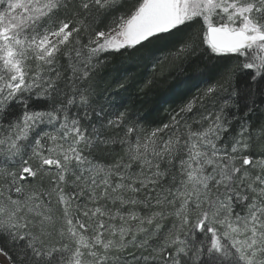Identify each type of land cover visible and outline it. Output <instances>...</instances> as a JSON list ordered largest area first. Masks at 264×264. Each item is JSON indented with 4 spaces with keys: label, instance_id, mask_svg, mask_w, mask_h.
<instances>
[{
    "label": "snow or ice",
    "instance_id": "obj_1",
    "mask_svg": "<svg viewBox=\"0 0 264 264\" xmlns=\"http://www.w3.org/2000/svg\"><path fill=\"white\" fill-rule=\"evenodd\" d=\"M0 264H264V0H0Z\"/></svg>",
    "mask_w": 264,
    "mask_h": 264
},
{
    "label": "trees",
    "instance_id": "obj_2",
    "mask_svg": "<svg viewBox=\"0 0 264 264\" xmlns=\"http://www.w3.org/2000/svg\"><path fill=\"white\" fill-rule=\"evenodd\" d=\"M140 71L141 69L134 66L131 69L133 75H138ZM180 79L182 77L178 71L163 78H160L157 73V83L150 90L140 92L142 85L135 84L129 93L122 92V98L126 101V107L133 113L145 116L147 121L159 120L166 116L167 110L175 108L181 103L179 90H174L175 84ZM194 92L195 90H193V94Z\"/></svg>",
    "mask_w": 264,
    "mask_h": 264
}]
</instances>
